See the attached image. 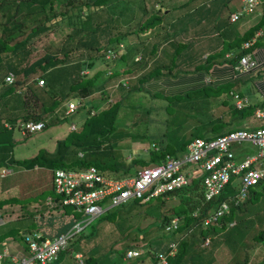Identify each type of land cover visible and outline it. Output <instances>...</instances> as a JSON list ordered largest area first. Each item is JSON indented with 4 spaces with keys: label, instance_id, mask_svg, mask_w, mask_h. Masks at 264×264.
Wrapping results in <instances>:
<instances>
[{
    "label": "trees",
    "instance_id": "16d2710c",
    "mask_svg": "<svg viewBox=\"0 0 264 264\" xmlns=\"http://www.w3.org/2000/svg\"><path fill=\"white\" fill-rule=\"evenodd\" d=\"M144 1L145 0H0V83L5 85V90L0 93V168L10 167L12 164H22L26 168L36 167L38 169L40 167H47L51 171L49 183L46 184V188L48 187V189L43 190L44 192L47 190L48 196L52 198L50 203L47 201L48 196L43 198L46 203L45 205L50 208L51 212L41 213V205L37 206L38 208L36 207L35 211L40 214L36 216L37 218H35V220L34 218L32 219L34 223L25 229L16 228L12 233V235H14L13 237L22 244L25 250L30 248L29 243L31 240L39 241L47 235V233L42 235L37 229H34L40 226L37 221H46L47 219L49 220L57 216L59 218L57 226H61L60 230L62 228V231L58 232V234H60L70 230L72 224L78 220L77 217L81 216L82 220L84 218L83 214L75 215L76 217H68L65 213L68 209H73V207L71 205H66V203L63 204L62 201L58 200L59 196L54 191L55 169H81L90 164H94L101 173L113 178H121L126 175H134L139 168L145 165H151L163 158L165 159L167 154L178 157L185 149L187 141L184 142V136L178 135L177 131L180 129L181 122L186 116L179 119L178 113L177 116L172 113L180 108H186L189 105L192 107L195 106L191 101L183 102L182 100L185 96L187 97L191 94L192 96H196L200 92L207 95L212 89L209 87H202L192 91L178 92L176 90L177 92L175 91V93H166L163 89H160V91L154 90L156 88V83H152V79L160 75H165L163 74L164 69H167L166 72L170 74H177L173 72L182 70L178 67L177 63L175 64V60L178 57L177 55L185 48L184 41L179 40H172L175 44L173 47L175 52L166 53L163 60L164 64H149L152 65V68L150 67L151 69L149 68L144 75L136 77L134 81L131 82V78L133 77L131 75L133 74L134 67L138 63L143 62L138 68L147 69L148 67L146 66L151 62L145 60L146 56H144V54L142 55V49L145 45L143 42L145 39H149L150 36L148 34L145 36L146 38L139 41L140 33L147 34L148 31L152 30L156 25L162 23L164 15L167 14L165 11L163 12L160 6L159 8H154L158 3H152V11H148V14L145 16L147 10ZM133 3L135 6H139V13L136 15H134L135 7L130 5ZM177 7H179V5L172 6L173 10ZM169 10L170 9L167 8V11ZM212 14L215 15L214 13ZM94 15H96V17H94ZM131 15L137 17L135 25L132 23V20H130V22L127 21ZM100 16L102 20L98 22L96 18ZM118 22L127 25L126 30L122 31V33L119 32L116 36L109 35L106 40H102L101 38H105L108 31L110 32L113 27L120 26ZM28 25H30V27L24 30ZM260 27L264 29L263 16L243 34L234 36L226 43L224 49L216 53L220 60H222L223 57V61H230L236 65L242 54L252 48L263 46L264 33L261 37L256 38L253 44L248 47L249 49H240V45H242L245 40L249 39ZM50 34L51 37L48 39L47 43H45V37ZM130 34L136 35L137 39L135 42L131 40L132 36H129ZM124 35H126V37ZM169 41L170 39L168 38L157 40L156 37L155 41L152 39V60L155 59L154 56H158V54H156L157 50ZM41 42H44L43 53L22 66L21 62L26 59ZM181 45L183 46L180 48ZM109 48L114 49L112 54L108 52ZM77 49H80V53L73 55ZM229 50H235V54L231 57L225 55ZM137 53H139L138 58H136ZM215 60V55L208 54L205 62L199 66L207 69ZM2 62H6L5 66H1ZM84 67L89 68L88 72H82ZM109 70L110 72L108 73L107 71ZM10 71H13L14 74L21 73L23 76L22 79L20 81L17 79L11 82L7 81L5 75ZM181 72L182 71L179 73ZM35 73L39 74L34 76ZM125 73L128 74L126 77H124ZM39 78H42L44 84L40 83L42 85H39ZM111 78L118 79H113L110 82L112 89L109 93H106V83L110 81ZM129 83L131 84L129 85ZM163 88H167V86ZM141 90L143 92H140ZM73 91L76 92L75 95ZM236 91L241 95V92L238 90ZM119 92L121 93L119 99H110V102L106 103L109 97L118 95ZM147 93L149 94L148 96H160L163 98L165 100V105L161 108H164L163 114L167 115L165 119L168 118L169 115H172L173 118H178L177 121L179 124L172 127L169 121H167L164 127L168 130L165 132L163 130H158V142L160 141L159 143L162 144L164 142V146L158 147V149L155 150L150 148L148 158H142L137 154L130 155L129 158H126L124 156L126 152L121 142H124V145L130 144L132 147L131 150H135V146L131 144L132 142H135L139 148L141 147L139 145L152 140L153 137L152 134L146 131V128L143 127L144 129H142V127L134 126L136 125L135 122H129L131 125L125 130L122 129L123 127L119 128V124L117 123L118 115H120L121 112H123L122 109L126 107L139 110L136 111L138 114L132 121L138 122L137 124L141 122L140 124L142 126L148 128V122L152 119V116L149 114L151 109H153V105L151 101L144 100V96ZM79 94L86 98L89 97L87 101L91 106H93L94 100L97 98L103 99L106 103L105 105L102 104L100 107L93 106V109L88 108L86 104L81 106H87V117L82 121V128L86 129V131L80 134L74 133L77 131L75 130L77 128L76 125L75 129H70L72 132L56 141L54 152L44 150L47 156L42 157L35 155L23 159L22 161L19 158L16 159V156L13 154L14 140L18 141L25 136H22L20 133V123L28 120H43L45 123L43 128H47L53 124V120L47 122L46 120L56 117V112H59L60 109L63 111V105H65L69 99L77 98ZM95 94L97 97L92 98ZM176 96L178 98H176ZM10 97H15L16 101L8 108L7 105ZM144 101L146 106L144 110H142L140 108V102L144 103ZM176 107L180 108L175 109ZM249 107L250 106L247 105L241 108L240 111L244 112L249 109ZM167 108H172V110H170L172 112H168ZM94 109L99 111H95ZM138 115H148V118L147 120L142 119L141 121L140 118L137 117ZM65 116L66 114L60 115L58 121L60 117L65 118ZM170 122L172 123L173 121ZM228 122L225 121L223 117L210 120L203 125L208 131L206 135L202 137L208 139L224 133L226 130L224 131L223 127L226 126ZM233 123L234 122L231 123L232 127ZM8 124L10 127H7ZM218 127L221 129L220 132H216ZM33 132H27V136ZM169 137L172 140L171 143L174 141H181V147L170 148L171 144ZM61 149H64V154L59 157L57 155L61 153ZM79 151H83L82 156L78 154ZM68 158H75V162L70 163V165H73L72 167L65 162ZM43 172L44 171H39L38 173L42 177H45V172ZM35 177H37V175ZM237 183V176H232L219 194L215 195L210 200H204L201 192L203 191L201 178L192 177V182L189 185L169 190L162 195L154 196L159 198L157 207L155 208L157 211L156 217L158 219L155 221L161 223L165 232L162 234L158 232L151 233L156 239L154 243L151 242L152 236L146 245L142 246L138 245L142 243L132 242L123 246L122 243L124 241H132L129 237L131 234L142 235L143 232H148L150 229V227L144 229L140 228V232L133 233L136 227L132 229V227L129 226L126 233L114 238L110 243L111 246L107 248H105L100 241H96V239L90 246H83V240H86L88 244L90 238L96 235L98 231V225L96 223L86 232L88 234L83 233L75 239L74 235L77 233L75 232L72 236L67 237L66 247L59 249L56 257L45 264H60L70 250H72V254L75 255L74 260H77L78 263L80 262L81 264H95L102 257H104V259H102L104 264H135L137 262L144 264L148 262L147 264H152L156 261L160 253L166 254V264H211L215 260L217 252H224L222 250L227 251L225 253H229L230 255L235 254L238 259L234 264H261V262L256 261V257H261L260 254H256L252 249L256 247L264 248V215H260V213L264 211V190L261 192L259 191V188L262 185L264 186V179L247 189L248 193L244 202H230L228 211L221 215L218 220L211 223H205L203 220V218L210 213L211 208L215 207L222 199L228 198V195L237 192ZM39 188L41 190V186H36L34 189L39 190ZM40 193H42V191ZM175 195L178 197L179 201L174 205H167V199ZM165 196L170 197L165 199ZM108 198L109 197L103 199L101 202L104 205L108 204ZM131 199L135 204L140 206V217L144 218L150 215L147 209L141 207L147 200H143L140 197H132L124 202ZM2 203L3 201H0V205ZM135 210L128 208L125 209V213L116 215L119 213L120 209L112 211L108 207L106 209L108 212L103 215L102 219L115 217L114 220L117 218L118 225L130 223L128 218L133 211V213H135ZM137 211L138 210H136V213ZM196 211L198 213L194 215ZM174 216L179 217L178 227L167 230L166 225ZM249 218L251 219L248 220ZM20 219H25V217L23 216ZM253 219H257L258 224H260L257 233H249ZM155 221L147 226L154 224ZM230 221H234L232 226H228ZM90 223L91 221L88 224ZM86 225L78 232H81ZM139 225L140 224H138V227ZM34 233H40L41 236L37 237ZM164 236H168L167 240L160 241ZM207 237H209L210 242L208 245H203V241ZM248 237L251 239V242L247 243L246 247H239L242 238L246 239ZM172 241H176V251L173 255L168 253L171 249L170 243ZM144 246L149 247L147 251H140L137 255H127L128 249L140 250V248ZM79 249L82 251L81 253H79ZM251 250L252 258L249 259L247 257ZM238 253H241V255L239 256Z\"/></svg>",
    "mask_w": 264,
    "mask_h": 264
},
{
    "label": "rangeland",
    "instance_id": "374dc122",
    "mask_svg": "<svg viewBox=\"0 0 264 264\" xmlns=\"http://www.w3.org/2000/svg\"><path fill=\"white\" fill-rule=\"evenodd\" d=\"M206 1V2H205ZM145 0V7L147 10V13L145 14V16L148 14V11H150L153 7L152 3L156 4V7L154 6V8H159L162 7L163 12L165 11L167 14L164 15V19L162 21V23L156 25L152 30L148 31L147 34H141L140 33V39L139 41L143 38H146L145 36L149 34L150 38L149 39H145L143 44H148V40L150 41L149 44L152 42V39L155 41L156 37L157 40H163L165 39H170L169 41V46L167 44H165L163 47H170L169 51L170 52H175V50L173 49V47L175 46L174 42L175 40H179V41H196V40H200L201 37H199L198 35H203L201 32L203 30H213L215 27L213 24H211V22H205L204 17H202V20L200 22H196L194 24H192V20L195 19V16L198 13H201L202 11H204L205 8H208L209 13H214L215 15H217V19H215V23H220V22H224L225 27L229 28L231 26H237L239 24V22H243L244 18L247 17L246 15L243 17H240V19L238 21L235 22H230L227 20L228 17V13L230 10L234 9L240 2V0ZM184 3V4H183ZM198 4H201V7L197 6ZM132 6L135 7V14H138V7L139 6H135V4H130ZM173 5H179V7L175 8V10H173L172 6ZM183 5V6H182ZM236 5V6H235ZM58 7V6H56ZM261 7V6H260ZM259 7V11L260 8ZM167 8H169L170 10L167 11ZM152 11V10H151ZM150 11V12H151ZM133 12V13H134ZM258 13V9L253 12V14H257ZM85 14V12H84ZM188 14V15H187ZM130 16L127 21L130 22V20H132V23H134V25L136 24V19L137 17L135 16ZM258 16L259 14H257V16L253 17V20H251V22L247 23V24H252L254 21L257 22L258 20ZM94 17H96V15H94ZM96 20L99 22L102 20V17H97ZM134 20V21H133ZM126 21V22H127ZM172 23V25H171ZM118 25H120L119 27H113L111 29V31L107 33L106 37L101 38L102 40H106L107 37L109 35L112 36H116L119 32L122 33V31L126 30L127 25H124V23H120L118 22ZM30 27V25L27 26V28H24V30L28 29ZM64 29V27H63ZM62 29V30H63ZM60 35V33H59ZM58 35V36H59ZM55 36V35H53ZM104 36V35H103ZM126 37V35H124ZM123 36V37H124ZM129 36L131 37V40H133V42L136 41V35L135 34H130ZM51 37V34L45 37V43H47L48 39ZM124 37V38H125ZM77 38V37H76ZM173 40V41H172ZM43 43L41 42L39 45H37L36 49L34 51H32L27 57L26 59H24L21 62V65H25L26 63L31 62L32 60H34L36 57H38L39 55H41L43 53ZM152 46V44H151ZM183 45L180 46V48ZM186 48V45L184 46ZM152 48V47H150ZM184 48V50H185ZM114 50V49H113ZM181 51V52H184ZM203 51H206V49L200 50L199 51V56L201 55V53ZM80 53V49H77L75 51V53H73V55H77ZM139 56V53L136 54V57ZM178 57L175 60V64L177 63L178 59H179V54L177 55ZM150 58L152 60V56L150 55ZM148 60V61H151ZM164 57L162 56H157V59L152 60L151 62L148 63L149 64H155V63H159V61L163 62ZM6 62H2L1 66H5ZM143 64V62L138 63L135 67H134V71L133 74L131 76H133L131 78V82L134 81V79L136 77H139L141 75H144L145 72H147L149 70V68L152 65H147L146 67H148L147 69L143 68V69H139V65L141 66ZM171 64V63H170ZM178 67H180L182 70H184V64L183 63H179L177 64ZM89 67V66H88ZM88 67H84L82 69V72H88L89 68ZM152 68V67H151ZM150 68V69H151ZM108 73L110 72L107 71ZM90 73V72H89ZM239 71L237 70L235 74H237V77L239 76ZM39 73H35V75H38ZM91 74V73H90ZM131 74V73H130ZM16 78L18 81H20L22 79V74H15ZM128 74L125 73L124 77H126ZM123 76V75H122ZM121 76V77H122ZM236 77V78H237ZM264 78V66L261 67L259 70L251 73H247L244 74L242 78H237L236 81H230L228 83H224L222 85H220L217 88H212L211 92L207 95H205L203 92H200L199 94H197L196 96H192V94L190 96H185L183 98V102H193L195 104L194 107H192L191 105L187 106L186 108H180V107H176L180 108L176 111H174L172 114L177 116L178 113V118L180 119L183 116H186L185 119L181 122L180 125V129L177 131L178 135H183L184 139L183 141L186 142L188 141L190 138L198 135V136H203L206 135L207 133V129L206 127H203V125L207 122H209L210 120L213 119H217V118H224L225 121H229L228 124L225 126L226 128L229 129H236L237 127H241V128H245V129H250L253 130L257 127V125L259 124H263L264 125V116L261 118H258L254 115V110L256 107H260L261 109H264V95L261 93L260 90H258L256 88V85L254 83V80L256 79H261ZM117 80L118 78H111L110 81H108L107 87L105 89V92L107 90L106 93H109L110 90L112 89V87L110 86V82L112 80ZM44 84V83H42ZM39 83V85H42ZM131 83H129L130 85ZM5 85L0 83V93L3 92L5 90L4 88ZM230 90H238L239 92H241L242 97H247V103L250 106L249 109H247L244 112H241L240 109L238 110L235 106H234V97L230 94ZM140 92H143L142 90ZM74 95L76 92H74ZM145 93V92H144ZM24 94V93H23ZM149 94H145L144 96V100H148L152 102L153 105V109H151L150 112V116L153 117L152 120H150V122H148V128L146 126H142L140 123L137 124L138 122L136 121H132L133 118L136 117V115L138 114L136 111L139 110H133L130 109L128 107L122 109L123 112H121L120 115H118V119H117V123L119 124V128H122L123 130L127 129L130 127V123L135 122L136 125L134 126H139L142 127V129L146 128V131L149 132L150 134H152L153 139L146 141V143L141 144L138 148L137 144L135 142H132L131 144H133V146H135V150H131V145L130 144H125L124 142L122 143V147L125 150L126 154L124 155L126 158H129L130 155H134L137 154L142 158H148L149 157V150L150 148L154 149L155 147H161L164 146V142L159 143L158 142V131L154 130L152 132L153 129H156L157 127H159L158 129L163 130L164 132L166 130H168L166 127L165 129L163 124L166 123L167 121H169V124L173 127L175 125H178V118H173L172 115H169L168 118H166V121L164 120L165 117L167 115L163 114V109L161 107H164L165 105V100L163 98H161L160 96L158 97H153V96H148ZM121 96V93L119 92L118 95H112V97H109L107 102H110L109 100L113 99V100H117L119 99ZM179 96V95H178ZM76 97V96H75ZM78 97H82V98H78ZM77 98H71L69 99L65 105H63V111L60 109L59 112H56V117L48 118L46 120L50 121L53 120V124L47 128H43L40 131L37 132H33L31 134H29V136H23L25 134L21 135L23 136L22 138H20L17 141V144L14 148V156H16L17 158H19L21 161L23 159H27L31 156H42L45 157L47 155H45L44 150H47L49 152H54V148H55V144L56 141L59 138L64 137L65 135H68L70 132H72L71 129V123H75L77 125V128H72L75 129L77 131H75L74 133H84L86 131V129L82 128V121L87 117V106L88 108H92L93 106H98L100 107L102 104H106L105 101L103 99L97 98L94 100L93 106H91V104H89V102L87 101V99L89 97H83L80 94L78 95ZM97 95L95 94L94 96H92V98H96ZM176 98H178L176 96ZM15 97H10V100L8 101V108L11 106V104L16 101ZM106 100V99H105ZM127 100V99H126ZM171 101H175V100H171ZM180 101V102H182ZM91 102V101H90ZM72 103L73 106H75L73 108V110H68L67 108V104ZM129 103V102H128ZM141 106L140 108L142 110H144L146 103L144 101L140 102ZM86 104V107H81L82 105ZM178 105V104H177ZM80 107V108H79ZM131 107V106H130ZM78 108V109H77ZM95 111H99L97 109H94ZM93 110V111H94ZM172 110V108H167L168 112H172L170 111ZM180 110V111H179ZM92 111V112H93ZM179 111V112H178ZM20 112V111H19ZM91 112V113H92ZM96 113V112H93ZM142 113V112H140ZM66 114L65 118L60 117V120L58 121V117L60 115H64ZM200 114V115H199ZM199 115V116H198ZM138 118H140V120H147L148 115H143L137 116ZM149 120V119H148ZM170 121H173L172 123ZM237 121V126L232 127L231 123ZM56 122V123H54ZM130 122V123H129ZM144 122V121H143ZM134 123V124H135ZM145 124V122H144ZM125 126V127H124ZM144 127V128H143ZM259 127V126H258ZM221 129L220 127H218L216 132H220ZM141 135V134H140ZM170 140V144L171 147L170 148H180L181 147V141H174L173 143L171 138L169 137ZM154 141V142H153ZM245 146V148H244ZM186 151V146L185 149L181 152L184 153ZM255 147L248 141H243L241 144V147H237V155H243L245 153H255ZM64 154V149H61V153H59L57 156H62ZM56 156V155H55ZM75 158H68L65 160V162L69 165V166H73L70 165V163L75 162L74 160ZM196 163H192V162H188L185 166V168L187 170H193V168L196 166ZM13 169V173L4 177V178H0V180L3 179V181H7V180H12V179H20L23 182L26 183V185L30 186L29 189H26L24 187V185L21 183V181H14L16 183V185H20L22 187L25 188V190L27 192H32V190L36 187V186H41V190L39 188V190H37L38 192H41L39 194V196H44L46 195L48 192L47 190H45V192L43 191L44 189H48V187L46 188V184L49 183V178L51 175V171L49 168L47 167H40L37 170L33 169V168H24V166L22 164H12L10 166ZM39 171H44L45 172V177H42L38 172ZM43 172V173H44ZM37 175V177H35ZM232 176H237V189L240 185V176L238 175H232ZM231 176V177H232ZM195 178H200V174L196 173L194 175ZM264 190V186L262 185L259 188V191H263ZM232 194V193H230ZM170 196H165V199H167ZM21 199V198H20ZM158 197H152L149 200H147V202L142 205L141 207H143L144 209H147V212L150 215L143 217H140V211L139 208L140 206H138L137 204H135V202L131 199L128 200L127 202L121 203V204H116V205H111L109 204V208L110 210H119V214H123L125 213V209L128 208H132V210H138L136 213H131V215L129 216V222L130 223H122L118 225V221L117 218L114 220L115 217H110L108 219H102L103 215H105V213H107L108 211H104L103 213H101L99 216L95 217L90 224L86 225V227L81 231V232H77L74 236L75 239L79 236L82 235L83 233L88 232L92 226H94L96 223L98 225V231L96 233V235H93L92 238H90L88 244L86 240H83L82 245L83 246H90V244H93V242L95 241H100V243H102V245L107 248L109 246H111V242L114 238L123 235L124 233H126V231L128 230L129 226L132 227V229H135L134 227H136V230L133 231V233L136 232H140V228L144 229L147 227H150V229L141 234H137V235H133L131 234L129 237L132 241H124L122 243V245H127L128 243H135V242H139L142 244H138V245H146V243H148V241L151 239V237L153 236V234L151 233H165L163 226L161 225V223H158V221H155L156 219H158L156 217V213L157 211L155 210V208L157 207L158 204ZM246 200V197L240 198V202H244ZM21 201V200H20ZM179 201L178 197H176V195L174 197L168 198L166 204H176ZM24 202H28V200L25 199ZM133 204V205H132ZM140 205V204H139ZM264 210V209H263ZM161 211V210H160ZM67 214L68 217H73L75 215H79L81 213L76 212L75 210L71 209V210H67V212H65ZM260 215H264V211H262V213H260ZM76 217V216H75ZM78 220H82L81 216L77 217ZM147 218V219H146ZM251 218H249L248 220H250ZM120 221V220H119ZM155 221L154 224L147 226L150 223H153ZM83 224H85L84 222H82ZM120 223V222H119ZM132 223V224H131ZM138 224L139 227H138ZM260 224H258V222L256 223V227H252L251 233H256V230L259 229ZM49 228H51L52 231H55L57 229V223H55L52 226H48ZM131 229V228H130ZM129 229V230H130ZM256 229V230H255ZM129 232V231H128ZM88 234V233H86ZM139 236V237H138ZM168 236H164V238L160 239V241H164L167 240ZM249 242H251V239H249V237L247 238ZM154 240H156L154 238V236L151 239V242L154 243ZM75 241V240H73ZM4 242V240L2 241ZM143 248V249H142ZM140 248L141 252L142 251H147V249L149 247L144 246ZM79 253H81L82 251L79 249L78 250ZM224 252H217V259L215 262L211 263V264H234L235 263V254L230 256L229 253H225V250H222ZM77 252V251H76ZM256 254H260V256L264 255V249L261 250H257L255 251ZM73 251L70 250L67 254V256L62 260V262L60 264H79L77 260H74L75 255L72 254ZM238 255L240 256L241 253H238ZM232 258L234 261H232ZM249 259L252 258V250L249 252L248 257ZM257 259H261L264 257H256ZM102 259H104V257L100 258V260H98L95 264H104V262H102ZM243 260V259H242ZM241 260V261H242ZM148 262H146L145 264H147ZM81 264V263H80ZM135 264H144V263H135ZM189 264V263H188ZM261 264H264V261L261 262Z\"/></svg>",
    "mask_w": 264,
    "mask_h": 264
},
{
    "label": "built area",
    "instance_id": "2783aa9c",
    "mask_svg": "<svg viewBox=\"0 0 264 264\" xmlns=\"http://www.w3.org/2000/svg\"><path fill=\"white\" fill-rule=\"evenodd\" d=\"M247 2L251 7L257 0H247ZM240 14L239 10L231 12L230 20L238 19ZM253 40L254 38L243 42L241 47L248 48ZM263 47L258 46L255 50L242 54L235 66L236 71L249 73L263 65L264 51L261 50ZM113 51L110 48L108 50L111 54ZM5 78L9 82L13 81L14 73L10 71ZM212 79L210 75H206L204 82L209 84ZM38 81L43 83L42 78H39ZM232 96L236 108H242L247 104V97L240 96L237 91ZM74 107L72 103L67 104L68 110H73ZM255 113L258 118L264 116L262 110L257 109ZM44 125L43 120H28L20 123L19 129L24 134L39 131ZM70 127L71 129L76 128V124L71 123ZM243 141H248L255 146L256 152L237 155V147H241ZM155 149L158 148L155 147ZM78 154L82 156L83 151H79ZM188 162L197 165L189 171L185 168ZM11 169L3 167L0 169V174H6ZM54 171V191L59 196L58 200L63 204L71 205L73 210L83 214V220H77L72 224L70 230L56 236L44 237L39 241L31 240L28 250L20 253H0V264H5L7 257L10 258L11 264H45L56 257L59 249L66 247L67 237L80 231L86 224L103 213L109 204L116 205L132 197L148 200L154 196L165 194L169 190L189 185L196 173L200 174L203 199L210 200L222 191L232 175L239 174L240 185L237 192L222 199L203 218L205 223L215 222L228 211L230 202L239 203L240 198L247 196V189L264 177V126L253 130L227 129L224 133L208 139L194 136L187 141L186 151L178 157L167 154L165 159L145 165L139 168L134 175H126L121 178H113L101 173L94 164L81 169L57 168ZM107 197H109L108 204L104 205L101 201ZM47 201L49 203L52 201L51 196H48ZM197 213V211L194 212V215ZM178 219V216H174L166 225V229L177 228ZM233 223L234 221L230 224ZM34 235L41 236L40 233H34ZM209 242L210 239L207 237L203 241V245H208ZM170 246L171 249L168 253L173 255L176 251V241H172ZM140 251L139 249H128L127 255H137ZM166 262V254L160 253L152 264H166Z\"/></svg>",
    "mask_w": 264,
    "mask_h": 264
},
{
    "label": "crops",
    "instance_id": "0c3cea01",
    "mask_svg": "<svg viewBox=\"0 0 264 264\" xmlns=\"http://www.w3.org/2000/svg\"><path fill=\"white\" fill-rule=\"evenodd\" d=\"M201 7V5H198V7ZM197 7V6H196ZM262 10L264 12V0H263V5H262ZM188 15V14H187ZM202 17H204L205 22H211V24L214 25V29L213 30H203L201 33L203 34L198 35L200 38V40H196V41H184L185 45H188L190 43L189 46H186L184 52H179V60L181 62H183L187 67L184 66V70H188L185 72H181L183 70H180L179 72H173V73H177V74H170L167 72H162L163 76H158L155 79H152V83L155 82L156 83V88L154 90H159L163 89L166 93L170 92V93H175V91L177 90L178 92L180 91H192V90H197L199 88L202 87H209L210 89L212 88H217L222 84H226L230 81H236V76L234 77L233 74V67L232 65H234L233 63H231L230 61H223V57L222 60H220V58L218 57V54H216L218 51H221V49H224L226 43H228L234 36H239L241 34H243L242 32L244 30L247 29L248 26H250L251 24H247L248 22L250 23L251 20H253V17H245L243 22H239V24L237 26H231L229 28L224 27V22H220V23H215V19H217V15H213L212 13H209L208 8L204 9V11H202L201 13H198L195 16V19L192 20V24L196 23V22H200L202 20ZM263 17H264V13H263ZM201 19V20H200ZM143 39V37H142ZM149 40H148V44H145L143 46V53L141 51H139L140 53H142V55L144 54V56H146L145 60H151L150 55H151V44L152 42L149 44ZM188 42V44H187ZM167 45L169 46V42L167 43ZM160 47L156 54H158V56H166L167 52L169 51L170 47ZM264 46V45H263ZM201 49H206V53L211 54V55H215V61L213 62V64L211 66H209L207 69L201 68L199 65L200 63H202L204 60L200 59L199 55H198V51ZM264 51V47L263 49H261ZM232 52L233 54H235V50H229L225 53V55L227 57H231L228 56L229 53ZM213 53V54H212ZM152 56V55H151ZM155 59H157L156 56H154ZM153 59V56H152ZM152 61V60H151ZM159 63L164 64V62L159 61ZM152 64V63H151ZM263 65H261L258 69H256L255 71L259 70L261 67H263ZM200 68V69H199ZM163 71H167V69H164ZM252 71L251 73L255 72ZM244 74L247 73H243L240 72L239 76L237 78H242ZM250 74V72H249ZM206 75H210L213 79L209 84H205L204 82V78L206 77ZM236 79V80H235ZM254 83L256 85V88L258 90L261 91V93L264 95V78L261 79H256L254 80ZM149 86V85H148ZM151 86V84H150ZM167 86V88H163ZM155 87V86H154ZM153 90V91H154ZM176 91V92H177ZM264 110V109H263ZM153 119V117H152ZM151 119V120H152ZM237 121H235L233 123L234 126H237ZM165 124V123H164ZM163 124V126H164ZM264 126L263 124H259L255 127L259 128V127ZM7 127H10V125L8 124ZM159 127H157L156 129H153L152 132L154 130H160L158 129ZM237 128H241V127H237ZM165 129V127L163 128ZM224 131L229 129L226 128L225 126L223 127ZM20 130V129H19ZM161 132V131H160ZM20 133H22V131L20 130ZM23 134V133H22ZM25 136H27V132L24 133ZM15 136V135H14ZM29 136V135H28ZM14 148L17 144V140H14ZM56 147V144H55ZM255 147V146H254ZM14 148H13V152H14ZM55 149V148H54ZM16 159H18L16 157ZM11 168V167H9ZM24 168H26L24 166ZM33 169L37 170L36 167H34ZM13 173V169H11L10 172H7L6 174H0V178H4L10 174ZM195 178V177H194ZM14 181H21V183L24 185V187L26 189H29L30 186L26 185L25 182H23L20 179H12V180H7V181H3L0 180V201H3V203L0 205V253H4V252H8V253H20L21 251H25V248L22 246L21 243L18 242V240L16 238H14L12 235L13 230L16 228H20V229H25L30 227L31 224H33L34 222L32 221V219L37 218L36 216H38L40 213L35 211V208L37 206L41 205V213H49L50 208H48L45 204V201L43 198H46L49 194H46L44 196H39L40 192L37 191V189H33L32 192H27L25 190L24 187L20 186V185H16V183ZM202 192V191H201ZM21 198V199H20ZM26 200H28V202H24ZM43 199V201H42ZM21 200V201H20ZM38 208V207H37ZM34 209V211H33ZM214 209L211 208L210 212ZM20 210V212H19ZM53 211H57V210H53ZM33 212V213H32ZM35 213V215H34ZM18 214V215H17ZM25 217V219H20L21 217ZM59 220V218L57 216L52 217V219H47L46 221H37L39 223L40 226L35 227L34 229H37V231H39L40 233H42V235L46 234V237H52V236H56L58 235V232L62 231V228L60 230L61 226H58L57 229L55 231H52L51 228L48 227V225L52 226V224L54 225V223H58L57 221ZM257 219H253L252 222V227H256V223H257ZM63 224V222H62ZM254 224V225H253ZM61 225V223H60ZM228 226H232V225H228ZM252 227L249 230V233L252 230ZM256 230V229H255ZM259 230H256V233ZM4 240V242H2ZM247 243H249L248 239L246 238H242L239 247H246ZM238 247V248H239ZM264 248L261 247H256L252 250L257 251V250H261ZM221 252V251H220ZM227 252V251H226ZM10 255V254H8ZM232 256V255H230ZM261 257H264L261 256ZM217 259V255L216 258L213 262H215ZM238 258L235 256V260H237ZM232 261L233 258H232ZM256 261L262 262L264 261V259H256ZM5 264H11L10 263V258L7 257L5 260Z\"/></svg>",
    "mask_w": 264,
    "mask_h": 264
},
{
    "label": "clouds",
    "instance_id": "9594fccd",
    "mask_svg": "<svg viewBox=\"0 0 264 264\" xmlns=\"http://www.w3.org/2000/svg\"><path fill=\"white\" fill-rule=\"evenodd\" d=\"M237 5V6H236ZM235 6V8L234 9H232V10H230L229 11V13H228V17H227V20L228 21H230V22H235V21H238L239 19H240V17H243V16H249V17H254V16H257V14H259V16H258V20H257V22L259 21V19L263 16V10H262V5H263V0H257V2L253 5V6H249L248 5V2H247V0H240V2L238 3V4H236ZM261 6V7H260ZM259 7L261 8L260 9V11H259ZM258 9V13L257 14H253V12H255L256 10ZM237 10H239V11H241V14H240V16H239V18L238 19H236V20H230V13L231 12H233V11H237ZM253 19V18H252ZM256 21H254L250 26H248L247 27V29L249 28V27H251L252 25H254L255 23H257ZM246 29V30H247ZM246 30H244L242 33H244ZM263 33H264V29H263V27H260L258 30H256L255 31V33L249 38V39H247V40H250V39H252V38H254V40H253V42L256 40V38H258V37H261L262 35H263ZM247 40H245V41H247ZM244 41V42H245ZM188 42H190V41H188ZM188 42H187V44H188ZM253 42H252V44H253ZM243 44V43H242ZM251 44V45H252ZM190 45V43L188 44V45H186V46H189ZM250 45V46H251ZM249 46V47H250ZM188 48V47H187ZM187 48H186V50H187ZM240 49H243L242 47H241V45H240ZM244 49H249V48H244ZM256 48H252V49H250V50H255ZM201 50H203V49H201ZM249 50V51H250ZM200 51V50H199ZM199 51H198V55H199ZM233 53L232 52H230L229 53V55L228 56H231ZM207 55H208V53H206L205 51H203L202 53H201V55L199 56L200 57V59H203L204 61L202 62V63H204L205 62V59L207 58ZM179 63H183V62H181L179 59H178V61H177V64H179ZM202 63H200V64H202ZM184 64V63H183ZM237 65V64H236ZM236 65H232V67H233V74H235L236 73V69H235V66ZM184 66L185 67H187L185 64H184ZM260 67V66H259ZM259 67H257V68H255L254 70H252V71H255L256 69H258ZM200 69V68H199ZM185 71H188V70H183L182 72H185ZM252 71H250V72H252ZM11 72H13V71H11ZM164 72H166V71H164ZM9 73V72H8ZM7 73V74H8ZM14 73V72H13ZM6 74V75H7ZM6 75H5V77H6ZM16 75L14 74V77H15ZM236 76V75H235ZM234 76V77H235ZM15 79H17L16 77H15ZM14 79V80H15ZM206 84V83H205ZM236 90H233V91H230V94L232 95L234 92H235ZM248 105V103L245 105V106H247ZM244 106V107H245ZM243 108V107H242ZM238 109H241V108H238ZM257 109H259V110H262V111H264L263 109H261L260 107H256L255 108V110H254V115L256 116V110ZM165 121H166V119H165ZM1 169V168H0ZM137 172V171H136ZM262 179H264V177L263 178H261L258 182H260ZM257 182V183H258ZM256 183V184H257ZM255 185V184H254ZM253 186V185H252ZM251 186V187H252ZM203 195V194H202ZM232 221H230L229 222V225H233V224H230Z\"/></svg>",
    "mask_w": 264,
    "mask_h": 264
}]
</instances>
